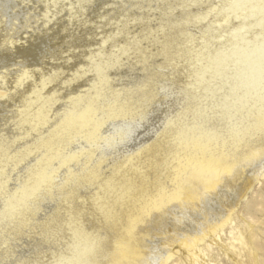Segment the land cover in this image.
Instances as JSON below:
<instances>
[{
  "label": "bare ground",
  "instance_id": "bare-ground-1",
  "mask_svg": "<svg viewBox=\"0 0 264 264\" xmlns=\"http://www.w3.org/2000/svg\"><path fill=\"white\" fill-rule=\"evenodd\" d=\"M115 1L92 23L88 0H0V174L16 169L0 194L3 221H16L0 226L10 235L0 259L26 236L35 249L16 264H164L177 242L197 263L196 244L264 179V0ZM83 21L96 34L80 50L70 38ZM57 53L78 59L68 77ZM125 64L149 75L144 93L167 86L177 107L130 143L141 121L111 147L64 154L69 140L98 134L103 110L134 109L104 107L131 91L114 77ZM81 77L67 93L54 88ZM18 128L26 134L13 139Z\"/></svg>",
  "mask_w": 264,
  "mask_h": 264
},
{
  "label": "rangeland",
  "instance_id": "rangeland-1",
  "mask_svg": "<svg viewBox=\"0 0 264 264\" xmlns=\"http://www.w3.org/2000/svg\"><path fill=\"white\" fill-rule=\"evenodd\" d=\"M119 1L123 3L126 2V4L128 2L127 0H116L115 2L119 3ZM111 3H113L112 0H88L84 12L88 19L87 21L89 22L90 20L93 23L94 20H98L99 16L105 11V9L110 7L109 4ZM127 6L129 5L127 4ZM63 20L65 21V16L61 21ZM87 21H83V23L86 24L79 29H75L70 38L73 43L72 45L78 46L80 50L90 48L95 43L96 29L93 25L88 24ZM74 54L65 55L57 53L52 61L53 66L58 68L61 67L63 70L65 69L64 71L66 74L63 78L68 77V73L72 71L78 62V59ZM114 75L115 79L119 80V82L125 83V85L129 86L131 91L116 93L112 101L107 102L104 107L112 108L115 111H122V103L131 100L134 103V109H126L125 114L120 118L116 117V119L107 117L105 114L106 109L103 110L100 113V130L98 134L92 137H76L69 140V143L67 142L63 151L64 154L79 147H95L100 149L106 142H109V146L111 147V143L113 144V141H115L116 138H118V136L129 127V125L126 126V124L141 121L140 125H136V130L133 129L135 131H131V134L129 133L130 135L128 134L127 137H125L124 142L130 143L135 139V136L138 137L140 133H142L141 136L146 135L148 133L147 131L152 129H149V127L154 128L157 126L161 121L164 112H170L175 106L177 107V100L171 101V97H174V95L171 94L170 88L167 86L162 85L163 88H161V93L157 98L144 93L140 89L139 84L144 79L149 78V75L138 70L136 67H133V65L125 64L120 69L114 71ZM62 79L54 84V88L67 93L78 86H82L85 83L86 78L81 77L79 80L71 82L69 85L64 83ZM72 85H76V87L73 88ZM165 87L167 88L165 89ZM0 133L2 132L0 131ZM12 134L13 139L15 137L24 136L26 134V129L18 128L14 132H11L10 135ZM12 141L13 140H9L7 142L11 143ZM83 156V162L88 161L86 163H91V160H88L84 154ZM58 167L59 166H57V168ZM15 173V164H12L4 172L5 177L0 174V194L6 189L8 185L7 180L11 179ZM66 173L65 169L59 167L57 173L54 175L55 181L64 182L65 179H67ZM257 194L261 195L258 199V201L263 202L261 206L254 205ZM37 204L34 205V207H37ZM47 204L49 203H41V205ZM3 220L4 217H2L0 213V226L3 225L10 228L16 224V221L14 220L10 223L9 221ZM244 220H247V222ZM10 230L11 229H8V232ZM251 232L254 235L253 238L250 236ZM0 236L8 239L10 235L3 232ZM10 247L12 253L1 258L0 264H16L18 260L22 258L26 259L25 257H29V254L33 253V250L35 249V241L32 238L22 236L10 239ZM193 251L198 255L197 263H195L187 254L186 248L177 242L173 245L171 250L172 255L164 264H264V179L255 183L246 196L231 210L229 220L223 224L222 227L218 228L216 235L209 233L202 242L196 244Z\"/></svg>",
  "mask_w": 264,
  "mask_h": 264
}]
</instances>
